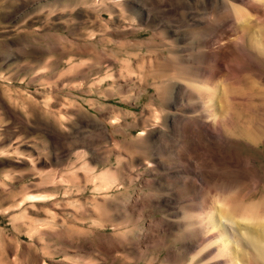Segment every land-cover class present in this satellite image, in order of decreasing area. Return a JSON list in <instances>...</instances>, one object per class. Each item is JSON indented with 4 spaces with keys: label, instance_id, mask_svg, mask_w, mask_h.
I'll return each instance as SVG.
<instances>
[{
    "label": "rangeland",
    "instance_id": "374dc122",
    "mask_svg": "<svg viewBox=\"0 0 264 264\" xmlns=\"http://www.w3.org/2000/svg\"><path fill=\"white\" fill-rule=\"evenodd\" d=\"M139 11L135 0H0V264H189L180 232L148 229L185 203L165 202L180 188L151 167L155 115L167 126L175 111L154 86L191 65L170 21ZM261 133L235 151L264 179ZM237 187L236 200L264 196Z\"/></svg>",
    "mask_w": 264,
    "mask_h": 264
},
{
    "label": "bare ground",
    "instance_id": "6f19581e",
    "mask_svg": "<svg viewBox=\"0 0 264 264\" xmlns=\"http://www.w3.org/2000/svg\"><path fill=\"white\" fill-rule=\"evenodd\" d=\"M135 2L150 23L170 21L178 59L191 65L180 81L154 86L158 100L166 92L171 95L175 111L167 126L155 115L151 167L163 172L161 181L180 188L165 202L185 203L148 230L180 232L182 247L193 253L189 264H264V196L248 202L246 193L236 200L238 185L264 190L263 175L252 158H238L235 151L236 146H256L255 134L261 131L264 138V42L255 34L264 27V0ZM153 9L159 11L152 14ZM173 14L178 17L168 19ZM183 26L197 29L179 31ZM212 42L217 49L205 50ZM243 84L249 91L240 90ZM237 110L247 116L238 132L233 120ZM197 178L207 186L204 194L197 191Z\"/></svg>",
    "mask_w": 264,
    "mask_h": 264
}]
</instances>
